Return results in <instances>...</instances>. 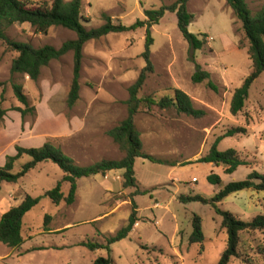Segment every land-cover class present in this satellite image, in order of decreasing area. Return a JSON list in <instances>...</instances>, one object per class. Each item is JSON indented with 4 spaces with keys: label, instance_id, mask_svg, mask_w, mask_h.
<instances>
[{
    "label": "rangeland",
    "instance_id": "1",
    "mask_svg": "<svg viewBox=\"0 0 264 264\" xmlns=\"http://www.w3.org/2000/svg\"><path fill=\"white\" fill-rule=\"evenodd\" d=\"M32 1L52 4V0ZM175 2L83 0V16L91 21L87 25L90 29L104 25L103 13L115 23L132 26L138 20H146L147 10ZM247 3L255 14L264 0ZM188 8L195 16L189 31L206 35L200 36L206 41L204 47L192 50L179 30L176 14L167 12L151 29L154 72L148 75L139 97L160 100L173 97V89L178 88L192 98L203 116L179 114L175 108L141 107L136 125L142 133L144 151L166 163L137 159V189L124 187L122 172H113L109 178H82L78 180L76 201L58 206L46 197L64 175L52 162L39 164L16 183L3 182L0 220L28 195L41 200L24 218L25 244L11 249L0 243V264H94L100 257L107 258V250L92 252L82 243L105 244L107 237L127 224L132 200L138 205L140 222L127 239L112 246L111 256L116 264H218L228 239L222 218L212 206L183 204L180 197L201 195L211 199L228 183L243 181L254 171L264 176V75L251 86L244 110L233 116L232 97L253 71L243 24L226 0H191ZM7 35L12 41L30 43L36 48H60L66 41L76 39L74 32L63 27H53L45 36L28 23L11 26ZM145 49L144 28L88 42L84 48L80 99L70 109L67 96L73 79L72 52L52 61L35 82L28 76L12 74V62L18 54L0 40V105L6 111L0 123V168L8 156L16 155V146L37 148L48 141L61 147L80 166L123 158L124 153L108 132L127 117L125 102L130 87L146 67L142 57ZM198 68L209 72L210 79L194 83ZM13 83L24 86L31 107L36 109L24 119L17 109L26 107L16 98ZM239 127L246 128L247 133L225 138L219 150H236L249 166L228 175L224 166L198 162L219 137ZM30 160L28 156L18 160L13 173L20 172ZM211 174L219 175L222 184H209L207 177ZM69 189V184L63 183L65 196ZM137 190L148 194L133 197ZM220 207L240 220L251 221L264 215V192L251 189L233 194ZM195 215L202 219L206 237L203 244L190 243ZM238 253L229 264H264V232H242Z\"/></svg>",
    "mask_w": 264,
    "mask_h": 264
},
{
    "label": "trees",
    "instance_id": "2",
    "mask_svg": "<svg viewBox=\"0 0 264 264\" xmlns=\"http://www.w3.org/2000/svg\"><path fill=\"white\" fill-rule=\"evenodd\" d=\"M191 0H176L169 6H162L160 9L147 10L145 12L146 20H138L132 26H125L121 22L115 23L113 18L107 13H103L104 25L98 28H88L90 20L83 16V0H52L51 6L36 4L32 0H0V40L16 52L18 56L13 60L11 66L12 74L25 75L30 80L37 82L45 67L52 61L60 60L69 53H73V79L70 91L67 96V106L72 109L80 99L81 92V72L84 60L85 45L94 40H100L109 34H123L138 29H146V49L142 57L146 61V67L141 71L137 81L129 89V99L125 102L127 106V117L116 127L111 129L108 134L118 145L120 151L124 153L121 159H103L89 166H80L75 160L68 156L61 147L48 141L41 147L26 148L16 146V155L8 156L5 165L0 168V192L3 182L16 183L25 177L31 170H34L39 164L52 162L63 171V178L55 188L46 193L55 205L65 202L72 205L76 201L78 191V180L82 178H91L98 175L106 176L110 172H122L125 188H138V182L135 172L137 159H144L156 164H165V161L159 160L144 151L142 133L136 125V116L140 113L144 105L147 110L153 107L164 109L175 108L179 114L200 118L203 112L196 109L192 98L181 89H173V97H164L160 100L154 97H139L145 82L150 73L154 72V65L151 60V46L154 44L152 37V27L158 25L167 12L175 13L178 18V27L183 38L188 42L192 50H200L205 45V39L189 31V27L195 19L194 14L189 11L188 4ZM232 8L235 16L242 22L243 29L249 41V56L252 61L253 71L248 76L243 85L237 89L232 97L230 112L237 116L245 108L249 92L253 83L264 75V5L256 12L252 13L247 0H226ZM30 24L38 34L48 35L53 27H63L76 34V39L68 40L60 48L50 45L36 48L30 43H20L12 41L7 30L15 24ZM209 72H204L198 68L193 76L194 83H201L209 80ZM210 86L216 87L210 82ZM13 91L16 98L26 108L17 109L21 112L24 119L29 112H35V107H31L28 96L25 94L22 84L13 83ZM6 111L0 105V123L3 121ZM247 129L243 127L229 130L223 137H219L212 145L208 154L202 157L198 162L201 164H213L215 166H224L226 174L232 175L242 166H249L250 163L243 160L234 149L226 151L219 150V144L225 138L234 137L237 134H246ZM28 156L31 160L23 165L18 173H13L15 163L22 157ZM209 184L221 185L222 179L219 175L211 174L207 177ZM260 181V182H257ZM63 183L70 186L68 195L62 191ZM256 190L264 192V176L257 172H252L245 180L230 182L225 185L211 199H206L201 195L181 196L180 201L183 204L201 203L212 206L218 216L222 218V228L226 230L228 239L227 246L223 251L218 264H229L231 259L238 257V247L240 244V234L242 232H264V215L260 214L251 221H243L236 218L231 212L221 209L220 204L233 194L246 190ZM148 192H139L136 195H147ZM41 197L35 198L26 196L23 202L4 213L0 220V243L11 249H17L25 244L22 235L23 221L25 216L36 207ZM138 205L132 200V212L127 224L119 229L115 235L106 238L105 244L94 242L82 243L90 251L107 250V258L100 257L94 264H116L111 256L112 246L122 240L127 239L134 227L140 222L138 217ZM205 234L202 226V219L195 215L193 219V232L190 236L191 244H203Z\"/></svg>",
    "mask_w": 264,
    "mask_h": 264
},
{
    "label": "crops",
    "instance_id": "3",
    "mask_svg": "<svg viewBox=\"0 0 264 264\" xmlns=\"http://www.w3.org/2000/svg\"><path fill=\"white\" fill-rule=\"evenodd\" d=\"M82 125V124H81ZM79 126H80V124H79ZM210 165H213V164H210ZM118 172H120V171H118ZM118 172H115V173H118ZM113 172H110V173H108L107 174V177L109 178L110 177V175L112 174ZM120 180H121V176H117ZM139 225V224H138Z\"/></svg>",
    "mask_w": 264,
    "mask_h": 264
},
{
    "label": "built area",
    "instance_id": "4",
    "mask_svg": "<svg viewBox=\"0 0 264 264\" xmlns=\"http://www.w3.org/2000/svg\"><path fill=\"white\" fill-rule=\"evenodd\" d=\"M194 181H196V179Z\"/></svg>",
    "mask_w": 264,
    "mask_h": 264
}]
</instances>
